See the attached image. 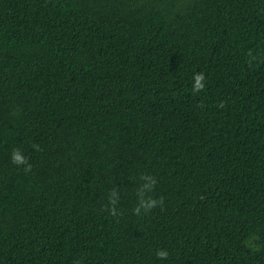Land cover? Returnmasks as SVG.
Masks as SVG:
<instances>
[{"label":"trees","instance_id":"obj_1","mask_svg":"<svg viewBox=\"0 0 264 264\" xmlns=\"http://www.w3.org/2000/svg\"><path fill=\"white\" fill-rule=\"evenodd\" d=\"M0 264H264V0H0Z\"/></svg>","mask_w":264,"mask_h":264},{"label":"clouds","instance_id":"obj_2","mask_svg":"<svg viewBox=\"0 0 264 264\" xmlns=\"http://www.w3.org/2000/svg\"><path fill=\"white\" fill-rule=\"evenodd\" d=\"M203 78L204 77H203L202 74L201 75H198L196 77L198 87H202V84L200 82L203 80ZM37 148H38V146H37ZM12 160H13L14 163H17V164H24V163H26L25 158L23 157V155L20 153L19 150H16V151L13 152ZM156 203L157 202L155 200H152L149 203H145V202L142 201V206L147 207V208L150 209L152 207H155L156 206ZM139 211H140V209L137 208L136 209L137 214H139ZM167 256H168L167 251H161V250H158L157 251V258H159V259H166Z\"/></svg>","mask_w":264,"mask_h":264}]
</instances>
